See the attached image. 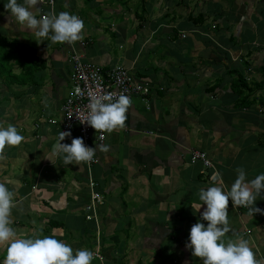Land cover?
Returning a JSON list of instances; mask_svg holds the SVG:
<instances>
[{
  "label": "crops",
  "instance_id": "0c3cea01",
  "mask_svg": "<svg viewBox=\"0 0 264 264\" xmlns=\"http://www.w3.org/2000/svg\"><path fill=\"white\" fill-rule=\"evenodd\" d=\"M6 2L0 0V32L32 47L42 63L24 86L0 77V122L24 137L0 160V182L20 201L12 227L18 234L55 233L74 250L93 251L92 264H202L185 247L200 219L192 208L202 203L198 189L212 186L213 176L229 189L238 167L248 181L264 173V87H255L264 83V0H54L30 9L37 18L51 10L81 18L83 39L73 46L37 43L34 30L10 19ZM71 47L84 60L121 65L149 85L148 94L133 95L124 128L104 133L102 141L92 133L89 146L109 150H97L90 165H62L51 152L71 84ZM11 71L20 68L14 63ZM239 76L250 87L242 86L249 104L234 88ZM197 151L210 165L190 162ZM89 177L102 197L97 216L86 219ZM255 206L264 209V193ZM246 213L229 202L226 238L248 239L264 258V215ZM121 220L129 233L119 235L114 222ZM133 221L152 235L132 234ZM5 255L0 246V264Z\"/></svg>",
  "mask_w": 264,
  "mask_h": 264
},
{
  "label": "clouds",
  "instance_id": "9594fccd",
  "mask_svg": "<svg viewBox=\"0 0 264 264\" xmlns=\"http://www.w3.org/2000/svg\"><path fill=\"white\" fill-rule=\"evenodd\" d=\"M42 0H7L4 4L10 19L15 17L19 24L34 30L37 43L50 40L52 43L74 44L83 39L84 22L75 14L61 11L42 13L39 18L30 11L37 7ZM79 94L80 89H76ZM131 99L123 93L102 91H89L86 113H73L81 124L91 126L100 132V139L104 133L111 134L117 129L125 127L127 111L131 106ZM73 114L68 115L71 117ZM71 131H60L53 144L52 155L62 161V165L92 164L97 161L96 151L107 152L109 146L97 144L95 147L87 146L82 137L71 139V143H62L66 137H71ZM24 137L16 126L8 123L6 126L0 122V160H3L6 147L18 146ZM91 140V139H90ZM53 164L54 162L49 159ZM237 178L226 189L222 183H216L213 176V185L201 187L197 195L199 205L192 206L195 212L200 213V219L192 224L189 236L185 242L186 249L191 251L202 264H264V258L258 259L250 246L248 239L236 235V238H226L231 231L228 218L229 202L233 207L247 209L248 216L254 214L264 215V209L255 206L257 197L264 193V173L256 175L248 181L242 167L235 169ZM89 202L84 207L85 218L97 216L93 212L96 204L101 203V195L94 189L95 182L89 177ZM96 194L97 196H94ZM20 201L16 199L15 192L5 183L0 182V246H6V255L2 264H92L96 254L87 249H73L64 240L57 239L55 233L44 235L33 232L18 234L12 227V211L19 208ZM203 211L201 212V207ZM88 206H90L88 208ZM201 221H206L203 223ZM103 262V257H100Z\"/></svg>",
  "mask_w": 264,
  "mask_h": 264
},
{
  "label": "built area",
  "instance_id": "2783aa9c",
  "mask_svg": "<svg viewBox=\"0 0 264 264\" xmlns=\"http://www.w3.org/2000/svg\"><path fill=\"white\" fill-rule=\"evenodd\" d=\"M41 3H48L53 6L54 0H42ZM42 13L45 12H41L40 15ZM69 58L72 62L73 73L70 77L71 84L67 95L61 104L60 131H71V134L78 132L84 143L89 146L92 133H95L98 140L102 141L100 139L101 133L96 132L91 126L81 124L73 114L86 113L89 91L123 93L129 96L132 101L135 94H148L149 85L134 81L128 70L121 65L114 64L109 68H103L96 63L84 60L82 55L73 47H71ZM77 88L80 89L79 94L76 92ZM70 114L73 115L69 117ZM197 159L202 160L205 165H210V161L204 152H194L190 162L194 163ZM93 195L97 196L96 194Z\"/></svg>",
  "mask_w": 264,
  "mask_h": 264
},
{
  "label": "trees",
  "instance_id": "16d2710c",
  "mask_svg": "<svg viewBox=\"0 0 264 264\" xmlns=\"http://www.w3.org/2000/svg\"><path fill=\"white\" fill-rule=\"evenodd\" d=\"M11 58H13L15 60L14 63L19 66V72L11 71V66L14 64L10 62ZM41 65L42 63L39 62L35 54V50L32 47L28 46L27 44L18 45L15 38H11L4 33H0V77L2 78V81L4 80L7 84L9 82H14L20 85L17 79L21 80L24 73L31 76L33 74L35 75V73L42 69ZM71 67L69 79L73 73L72 62ZM32 80L33 78L30 80V82ZM243 84L245 85L243 86ZM242 86L245 87L243 89H247L248 92L250 87H248L244 78L239 76L235 82L234 88H239V90H236L237 94L239 96L244 95L242 99L245 100V104H249L250 100L247 99L248 95L243 92Z\"/></svg>",
  "mask_w": 264,
  "mask_h": 264
},
{
  "label": "rangeland",
  "instance_id": "374dc122",
  "mask_svg": "<svg viewBox=\"0 0 264 264\" xmlns=\"http://www.w3.org/2000/svg\"><path fill=\"white\" fill-rule=\"evenodd\" d=\"M51 11H53V10H51ZM39 16H40V13H39ZM1 34H2V31L0 32ZM4 34H6V32L4 31ZM76 43L77 42H75L74 44H72V45H68V46H73V45H76ZM260 74H264V70H262L261 72H260ZM34 75V74H33ZM33 75L31 76V75H28V74H23V76H22V79L20 80V79H17L18 80V82L20 83V85L21 86H24L25 84H27V83H30V80L33 78ZM34 77H35V75H34ZM26 82V83H25ZM255 87L257 88V89H260L261 87H264V83H262V84H258V83H256L255 84ZM264 89V88H263ZM39 96H41L42 94L40 93V94H38ZM262 99H264V95L262 96ZM126 216H127V214H125V215H122V217L125 219L126 218ZM100 219H101V223H105V224H107V221L105 220H103V218H102V216H100ZM118 222V223H117ZM114 223H117L115 226L117 227V231L119 232V235L121 234H123V233H125V234H127V233H129L128 232V221H116V222H114ZM132 223V234H136V233H138V232H140L141 231V229H142V231H141V233L142 234H144L145 235V237H150L151 235H152V233L151 232H149L150 230H149V227L148 226H143V224H141V223H134V221L133 222H131ZM142 225V226H141ZM81 239H83L82 237H77V243H80V242H82V240ZM84 245H87V243H85L84 242ZM124 245H122V247H123ZM162 246H164L163 248L164 249H168V248H170L169 247V242H168V240L165 242V243H163L162 244ZM118 247V246H117ZM119 254H117V256H118ZM191 256V258L193 257L192 256V254L190 255Z\"/></svg>",
  "mask_w": 264,
  "mask_h": 264
}]
</instances>
